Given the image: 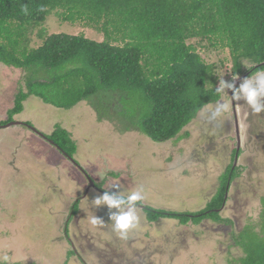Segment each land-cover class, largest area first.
<instances>
[{"label":"rangeland","instance_id":"374dc122","mask_svg":"<svg viewBox=\"0 0 264 264\" xmlns=\"http://www.w3.org/2000/svg\"><path fill=\"white\" fill-rule=\"evenodd\" d=\"M42 28L46 35L82 34L96 42L104 40L102 34L78 22H61L55 14L47 17ZM40 45L34 32L31 47ZM196 51L205 63L215 66L217 85L220 79L233 82L226 48L206 39ZM24 76L23 71L0 64L2 124L13 107L14 95L23 87ZM226 91L230 97V90ZM93 101L64 110L31 96L23 102L22 112L12 117V121L30 123L45 136L56 126L67 131L75 144L72 159L77 168L28 128L0 129V255L8 254L9 264H227L239 258L242 253L231 236L246 225H256L262 211L264 112H252L241 100L233 103L230 112L214 119L205 106L182 130L181 140L157 144L122 121L125 104L121 97L108 102L110 119L104 121H98ZM222 102L223 97L214 104ZM104 107L106 101L100 109ZM233 109L239 145L233 140ZM237 147L239 157L233 167L239 176L229 187L227 211L221 213L235 222L225 230L208 220L186 225L171 219L148 222L142 211L138 212L141 227L130 231L128 239H121L113 232L108 207L92 203L103 193L91 188L84 194L88 183L83 173L110 194L142 189L145 207L196 213L214 198L218 178L235 159L232 151ZM83 194L85 199H80ZM78 198L81 202L72 213L71 206ZM94 215L102 225L90 224ZM71 248L77 255L67 257Z\"/></svg>","mask_w":264,"mask_h":264},{"label":"trees","instance_id":"16d2710c","mask_svg":"<svg viewBox=\"0 0 264 264\" xmlns=\"http://www.w3.org/2000/svg\"><path fill=\"white\" fill-rule=\"evenodd\" d=\"M25 5L28 14L22 11ZM51 14L61 22L81 23L104 40L46 35L42 25ZM34 32L41 41L37 48L31 47ZM206 39L229 51L233 75L264 70V0H0V64L25 73L3 124L20 114L31 96L64 110L94 100L98 121L110 119L108 102L121 97L122 121L134 130L157 144L181 140L182 130L198 112L221 99L214 91L215 66L196 51ZM104 101L107 107L101 110ZM45 137L66 158H73L75 144L67 131L56 126ZM238 173L232 158L205 210L221 206ZM261 205L259 222L232 234L242 255L227 264H264V197ZM144 213L148 222L171 219L180 225L220 219L215 212L203 211L146 207ZM67 253L74 256L71 249Z\"/></svg>","mask_w":264,"mask_h":264},{"label":"clouds","instance_id":"9594fccd","mask_svg":"<svg viewBox=\"0 0 264 264\" xmlns=\"http://www.w3.org/2000/svg\"><path fill=\"white\" fill-rule=\"evenodd\" d=\"M22 11L24 14H28L29 10L26 5L22 7ZM237 78V76L233 75V82H226L223 79L219 80L218 87L214 91L217 96L223 97V102L218 105H206L207 110L211 112L214 119L230 112L233 101L243 100L252 112L257 114L264 112V70L254 71L249 77L244 78L238 87L234 83ZM226 90L231 91V97L228 96ZM238 152L236 149L237 157ZM236 163L234 159L233 165ZM144 199L143 190L135 188L129 192L116 191L112 194L106 191L102 195L97 196L92 203L95 207L106 205L109 209V219L112 221L113 232L117 233L121 239H128L130 231L141 227V217L138 212L144 211L143 208L145 206L141 203ZM112 209L117 211L112 212ZM90 224L96 227L102 225L103 221L94 215L90 219ZM9 262L10 257L8 254L0 255V264H9Z\"/></svg>","mask_w":264,"mask_h":264},{"label":"flooded vegetation","instance_id":"af4514ba","mask_svg":"<svg viewBox=\"0 0 264 264\" xmlns=\"http://www.w3.org/2000/svg\"><path fill=\"white\" fill-rule=\"evenodd\" d=\"M249 75L250 74H246V75H242V77H245V78H247V77H249ZM239 86V85H238ZM237 86V87H238ZM230 93H231V91H229ZM233 103H235V101H233ZM233 105H235V104H233ZM232 113V112H231ZM237 116V115H236ZM233 118H234V114H233ZM238 120V119H237ZM24 124H27V123H24ZM24 127V126H23ZM27 128V127H26ZM38 137H40V136H38ZM42 140H44V141H46V142H48V143H50L51 145H52V142L50 141V140H48V139H46V137L45 136H43V137H40ZM233 140L236 142V136H235V138H233ZM237 144V143H236ZM235 151V148H233V151H232V153H233V157H235V155H236V151ZM238 157H239V154H238ZM67 159L77 168V165H76V163L73 161V159L72 158H68L67 157ZM70 159H72V161L70 160ZM233 160H234V158H233ZM238 161V160H237ZM83 175H85L84 177H85V179L87 180V178H86V174H84L83 173ZM87 183H88V181H87ZM95 187L96 188H94V189H96L95 191H97V192H100L101 193V191L100 190H102L101 188H99V187H97L96 186V184H95ZM90 192V190H88L87 191V188H86V191H85V195L86 194H88ZM83 194V195H84ZM217 194V191L213 194V195H216ZM81 196L82 198H80V199H85L84 197H86L85 195L84 196ZM79 198L78 199H75V201H74V203H73V205L76 203L77 204V207L79 206V201L81 202V200H80ZM228 200H229V194H228V190H227V192L223 195V199H222V202H221V209L220 210H218V209H215V208H208V210H205L206 208H207V206H208V204L207 205H205L204 206V208L201 210V211H203V213L204 212H208V215L211 213V212H215L217 215H218V217H220V219H219V221H217V222H215L214 220H212V219H210V218H207V219H205V218H203V219H201L199 222H198V224H201L203 221H210V222H213V223H216L219 227H222V228H224V230H225V228L227 227H231V226H233V222H235L234 220H230V219H224L222 216H221V213H222V211L224 212V210L226 209V211H227V203H228ZM73 205L71 206V212L73 213L74 211H72V208H73ZM77 207H76V209H77ZM146 208V207H145ZM145 208H143V209H145ZM149 208V207H148ZM228 208H229V206H228ZM152 209V208H151ZM230 209V208H229ZM198 216L199 215H197L196 217L198 218ZM68 219V218H67ZM70 220H67L66 221V223L68 224V222H69ZM227 221H230V223H228ZM190 223V222H189ZM67 229L68 228H65L64 230H65V234H66V231H67ZM66 237H67V239L69 240V238H68V235H66ZM66 239V240H67ZM71 251L73 252V255L74 256H76L77 254H76V252H75V249H72L71 248Z\"/></svg>","mask_w":264,"mask_h":264},{"label":"water","instance_id":"95a60500","mask_svg":"<svg viewBox=\"0 0 264 264\" xmlns=\"http://www.w3.org/2000/svg\"><path fill=\"white\" fill-rule=\"evenodd\" d=\"M245 77H239L237 78L234 83L236 86H238L244 79ZM232 95V93H231ZM231 97V96H230ZM233 114H234V125H235V136H236V143L237 145H239V142H240V134H239V128H238V120H237V116H236V111L235 109H233ZM17 126H24V127H27L29 130H31L33 133H35L37 136H40V137H43L44 135L39 133L38 131H36L33 127H31L30 125H27V124H24L22 122H18V121H12V122H8L4 125H0V129H8V128H12V127H17ZM238 147H237V152H238ZM237 155L235 157V163L237 161ZM72 161V159H70ZM87 178V181H88V187H87V191L91 188H95V184L88 178ZM101 191V190H100ZM102 193H104V191H101Z\"/></svg>","mask_w":264,"mask_h":264}]
</instances>
